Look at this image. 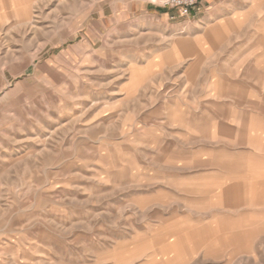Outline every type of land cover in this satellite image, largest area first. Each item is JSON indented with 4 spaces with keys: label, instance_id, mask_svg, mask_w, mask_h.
I'll use <instances>...</instances> for the list:
<instances>
[{
    "label": "rangeland",
    "instance_id": "374dc122",
    "mask_svg": "<svg viewBox=\"0 0 264 264\" xmlns=\"http://www.w3.org/2000/svg\"><path fill=\"white\" fill-rule=\"evenodd\" d=\"M202 2L0 0V264H264V0Z\"/></svg>",
    "mask_w": 264,
    "mask_h": 264
},
{
    "label": "built area",
    "instance_id": "2783aa9c",
    "mask_svg": "<svg viewBox=\"0 0 264 264\" xmlns=\"http://www.w3.org/2000/svg\"><path fill=\"white\" fill-rule=\"evenodd\" d=\"M164 7L175 8L181 16H187L190 10L202 0H159Z\"/></svg>",
    "mask_w": 264,
    "mask_h": 264
},
{
    "label": "crops",
    "instance_id": "0c3cea01",
    "mask_svg": "<svg viewBox=\"0 0 264 264\" xmlns=\"http://www.w3.org/2000/svg\"><path fill=\"white\" fill-rule=\"evenodd\" d=\"M216 2V0H203V4L204 5H206V4H209V3H215ZM197 7V6H196ZM195 8V7H194ZM194 8H192L191 10H190V12H189V14L187 15L188 17H190L192 14H196V12H194L193 10H194ZM171 19H173L174 18V16H171L170 17Z\"/></svg>",
    "mask_w": 264,
    "mask_h": 264
}]
</instances>
